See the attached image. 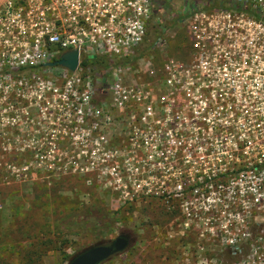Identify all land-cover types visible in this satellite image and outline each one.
Listing matches in <instances>:
<instances>
[{
  "label": "built area",
  "instance_id": "obj_1",
  "mask_svg": "<svg viewBox=\"0 0 264 264\" xmlns=\"http://www.w3.org/2000/svg\"><path fill=\"white\" fill-rule=\"evenodd\" d=\"M181 2L188 7L183 14ZM176 15L182 50L162 54L156 67L147 62L144 72L156 87L143 85L133 66L148 60L140 55L150 34L158 44ZM72 48L77 50L73 71L44 65ZM100 57L104 67H93ZM49 69L57 71L45 74ZM103 93L106 98L95 103ZM108 107L123 119L126 136L120 141L164 146L159 159L175 161L174 172L183 180L176 188L192 196L196 186L210 189L216 175L211 146L241 145L231 153L228 171L248 173L256 182L250 191L241 189V209L237 223H228L226 242L235 252L242 240L255 255L251 240L257 238L264 253V169L252 166L264 162V139L245 132L236 138L209 136L220 129L228 135L239 117L237 128L264 129L261 120L244 118L264 113V0H0L2 129L36 127L32 114L38 112L65 114L67 127L74 114L78 124L91 120L89 127L99 132L95 143L102 144V128L114 119ZM167 145L183 153L170 152ZM186 215L193 219L196 213ZM262 261L255 255L237 264Z\"/></svg>",
  "mask_w": 264,
  "mask_h": 264
},
{
  "label": "rangeland",
  "instance_id": "obj_2",
  "mask_svg": "<svg viewBox=\"0 0 264 264\" xmlns=\"http://www.w3.org/2000/svg\"><path fill=\"white\" fill-rule=\"evenodd\" d=\"M187 8L181 2L179 14ZM170 20L158 44L150 34L140 55L148 60L133 66L143 85L156 87V80L144 72L147 62L156 67L162 54L182 50L181 19L176 15ZM99 98L106 94L96 95L94 102ZM108 111L114 119L102 128V144L95 143L99 132L89 127L91 120L78 124L74 114L67 127L65 114L40 112L32 114L36 127L0 126V264H67L81 249L119 233L128 236L126 247L99 264H237L255 255L264 260L257 238L251 240L255 255L242 240L235 252L226 242L228 223H237L235 214L241 209V189L250 191L256 182L248 173L228 171L231 153L241 145L211 146L216 175L210 177V189L196 186L192 196L186 188H176L183 180L174 172L175 161L159 159L164 146L121 142L126 136L123 119L111 107ZM244 118L264 124V113ZM240 120L228 135L220 129L209 136L236 138L245 132L264 139V129L237 128ZM167 147L183 153L173 150L174 145ZM227 148L229 156L224 155ZM190 210L196 213L193 219L186 215ZM249 219L254 220L252 215Z\"/></svg>",
  "mask_w": 264,
  "mask_h": 264
},
{
  "label": "water",
  "instance_id": "obj_3",
  "mask_svg": "<svg viewBox=\"0 0 264 264\" xmlns=\"http://www.w3.org/2000/svg\"><path fill=\"white\" fill-rule=\"evenodd\" d=\"M59 65L65 67L69 71H73L77 64V50L72 48L61 53L60 57L51 62H46L44 65L53 66ZM123 233H119L112 240L102 243L89 245L77 253H75L67 264H99L108 257L122 251L127 240L122 237Z\"/></svg>",
  "mask_w": 264,
  "mask_h": 264
},
{
  "label": "trees",
  "instance_id": "obj_4",
  "mask_svg": "<svg viewBox=\"0 0 264 264\" xmlns=\"http://www.w3.org/2000/svg\"><path fill=\"white\" fill-rule=\"evenodd\" d=\"M104 65H105L104 64V59L102 57H100L99 59H96V60L93 61V67L100 68V67H104ZM252 166L264 169V162L253 164Z\"/></svg>",
  "mask_w": 264,
  "mask_h": 264
},
{
  "label": "flooded vegetation",
  "instance_id": "obj_5",
  "mask_svg": "<svg viewBox=\"0 0 264 264\" xmlns=\"http://www.w3.org/2000/svg\"><path fill=\"white\" fill-rule=\"evenodd\" d=\"M117 235H118V234H117ZM117 235H116V236H117ZM116 236H115V237H116ZM122 237H124V238L127 240V242H128V236H127L126 234L123 233V236H122ZM112 239H113V238H112ZM112 239H111V240H112Z\"/></svg>",
  "mask_w": 264,
  "mask_h": 264
}]
</instances>
